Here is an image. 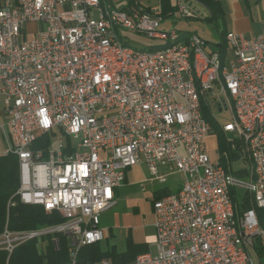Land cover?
<instances>
[{
	"label": "built area",
	"instance_id": "built-area-1",
	"mask_svg": "<svg viewBox=\"0 0 264 264\" xmlns=\"http://www.w3.org/2000/svg\"><path fill=\"white\" fill-rule=\"evenodd\" d=\"M192 2L176 0L167 17L161 0L112 6L122 28L160 40L179 32L163 30L165 19L198 17ZM29 24L43 27L31 32ZM227 34L232 59L225 64H217L218 49L208 52L203 38H193L207 99L221 85L217 67H226L250 130L242 137L231 120L224 124L234 135L229 153L246 161L237 167L233 159V180H224L221 154L213 157L203 146L211 129L199 116L185 43L168 52L129 53L113 43L96 0H0L1 154L17 155L20 176L9 204L43 206L65 219L35 230L6 226L0 235L6 264L21 244L56 233L68 236L71 264H77L83 247L104 240L101 217L115 207V189L138 164L161 182L175 173L185 180L177 192L154 200L155 241L133 264H264V225L246 205L248 168H255V198L264 211V30L251 38ZM219 94L222 111L230 103ZM46 134L60 137L55 145L33 148ZM247 140H254L258 164L244 152ZM229 189L239 194L245 247L234 240ZM245 249H255L256 263L246 262Z\"/></svg>",
	"mask_w": 264,
	"mask_h": 264
},
{
	"label": "trees",
	"instance_id": "trees-1",
	"mask_svg": "<svg viewBox=\"0 0 264 264\" xmlns=\"http://www.w3.org/2000/svg\"><path fill=\"white\" fill-rule=\"evenodd\" d=\"M203 4L210 11L208 20L210 22H223V13L221 11L218 0H196ZM103 3L104 0H102ZM133 0H121L116 6L122 9H127L131 6ZM112 4V1H111ZM162 14L166 17L169 13L175 12V7L171 0H161ZM189 33V32H185ZM223 42L219 44L220 50L223 54L227 51V32L222 33ZM166 45H161L156 48H164ZM154 48V47H153ZM203 114L210 125L212 131H217L222 138L226 139L219 150L229 151V142H227L226 133L223 131L221 125L215 122L214 115H211V107L203 99ZM214 120V121H213ZM223 139V140H224ZM52 143L51 135H44L37 139L33 148H47ZM237 156V152H231L230 160L233 161ZM224 164L227 160L224 159ZM225 164V165H226ZM20 187L19 176V160L15 154H0V235L5 230L6 226L12 231L35 230L41 227L53 226L64 222L63 216L59 212H47L43 206L27 205L21 202H16L10 205V200H15V193ZM235 189L232 190L233 201L238 210L241 208L239 203V195L236 194ZM249 195L246 198V205L248 207H255L253 202H249ZM258 213L260 223L264 225V211L255 207ZM57 242L51 238V235L44 236L48 243L44 247L38 246V240L41 238H34L20 246H18L11 255L9 264H66L70 262V253L68 245V236L62 233H56ZM141 248L132 242H129L128 249L123 253L103 251L100 243L92 244L83 247L77 255V264H97L102 259H111L113 264H129L135 260L137 255L148 251L140 250ZM8 253L0 250V264H6Z\"/></svg>",
	"mask_w": 264,
	"mask_h": 264
},
{
	"label": "crops",
	"instance_id": "crops-1",
	"mask_svg": "<svg viewBox=\"0 0 264 264\" xmlns=\"http://www.w3.org/2000/svg\"><path fill=\"white\" fill-rule=\"evenodd\" d=\"M218 1L223 13L222 23L224 24V31L243 33L247 37L251 38L264 30V0ZM207 15L208 20L210 15ZM222 42L223 39L214 45V49L208 52L220 49L219 44ZM207 45L208 41H206V46ZM4 119L5 117L1 112L0 120ZM3 148V142H0V154L3 151ZM245 162L246 161L241 158L239 159L236 156L237 167H243ZM136 168H139V170H136ZM159 173L167 174V169L160 167ZM171 175L173 174L167 176V180L165 182H161L152 177L150 172L147 171L146 166L143 164H138L134 166V168L132 167L127 171L124 183L115 189V207L110 211L105 212L101 217V227L105 232V238L100 242V247L103 251L123 253L128 249L129 242L139 246L141 248L140 250L149 249L151 246L150 243L155 241V217L153 213V202L155 199L171 192L170 187H166L164 185L168 182ZM184 180L185 176L183 175L182 183ZM136 183L141 186L140 191L143 192L146 191L147 186V191L151 195L152 220L150 225L154 232L149 234H145L143 231L145 226H143L142 220L144 217L139 213V209L137 207H133V214H130V209L126 208L128 206L126 201L133 199L132 186ZM150 183L153 185L151 188H148V184ZM123 200L125 201V206L121 205V201Z\"/></svg>",
	"mask_w": 264,
	"mask_h": 264
},
{
	"label": "bare ground",
	"instance_id": "bare-ground-1",
	"mask_svg": "<svg viewBox=\"0 0 264 264\" xmlns=\"http://www.w3.org/2000/svg\"><path fill=\"white\" fill-rule=\"evenodd\" d=\"M97 4L99 5V11L102 16V19L106 21V30L112 37L113 43L117 49L126 50L129 53H160V52H168L170 50L175 49L180 43H185V50L187 52L185 56V67L187 70V74L189 80L192 84L193 93L196 96L197 102V109L199 112V116L203 117V119L208 122L203 114V99L209 104V100L207 99L206 88L203 83V75L199 74V68L197 61V45H195L193 34H187L182 32H175L170 37L162 39L164 40V48H156L150 47V49H137L129 45L127 41H123L119 34H117L118 28H122L121 23H117V16L113 9L112 4L108 5L103 3L102 0H96ZM227 51L230 50L231 52V42L229 40V35L227 34ZM226 53L223 54L221 50H218L217 54V64H225L226 60ZM216 81L219 82L220 93L224 95L225 100L227 103H230L228 110L231 113V121L235 125V132L238 135H242V137H250V130L246 129L244 123H242V114L238 108V102L236 100V93L234 88L231 86L230 77L227 75L226 67H217L216 72ZM223 131L227 134L228 131L226 130L225 125L222 126ZM244 152L248 154V160L250 164H258V154L255 151L254 147V140H247L244 143ZM231 153H225L224 159L227 160V164L223 165V177L224 180H233V170L234 164L230 160ZM257 176H258V169L255 168H248V184H250V191L248 193L249 202H253L257 207L261 208L258 204V201L255 198V194H259V187L257 185ZM233 189H229V202H230V211L233 217V225H234V240H236V244L238 247H245L246 246V235L245 230L243 229V225L241 222L243 220V210L237 209L234 201H233ZM237 191V189H235ZM238 194V193H236ZM255 206V207H256ZM248 207V206H247ZM255 207H248L250 212L254 214L256 217V221L258 225H262L260 223L258 213ZM262 209V208H261ZM253 254L256 255L255 249H245V257L246 262L248 263H255L253 260Z\"/></svg>",
	"mask_w": 264,
	"mask_h": 264
},
{
	"label": "rangeland",
	"instance_id": "rangeland-1",
	"mask_svg": "<svg viewBox=\"0 0 264 264\" xmlns=\"http://www.w3.org/2000/svg\"><path fill=\"white\" fill-rule=\"evenodd\" d=\"M111 1L114 5H117L120 2V0H104V2L108 5L111 4ZM171 2L175 3L176 0H171ZM192 5L200 12L197 18H181L174 15L172 17L165 19L161 25V28L166 31L177 30L182 33L189 32L187 34L196 33L201 38L208 41V45L206 46V48L207 51H211L212 49L215 48L214 45L223 39L222 32L224 31V24L222 23L221 20H218L216 22L217 25L215 22H209L207 20V16H208L207 14L209 15L211 14L208 8L205 7L203 4H200L198 2H192ZM42 27H43L42 24L27 25V29L31 32L35 29H40ZM117 34H119L120 38L123 41H127L130 46L135 47L137 49H150V47H158L164 44V40L162 39L159 40V39L151 38L146 36L145 34L136 33L125 28H118ZM32 37H34V35L28 36L27 39H30ZM231 59H232L231 52L230 50H228V52L226 53V60L227 62H230ZM219 93H220V89L216 87L213 92L208 93V100L211 106V115H214L215 122L218 125L222 126L226 122H228L229 119L231 120L232 117L230 111L228 110V107L225 106L222 111L218 110L217 107L218 102L221 101L220 98L221 95ZM58 136L60 137V134H58ZM58 136L52 137V145H55L57 143ZM226 138H227L226 143L228 144L229 141L233 140L234 135L232 133H227ZM223 139L224 138H222V136L219 133H217V131H212V133H210L204 139L203 146L205 150H207L213 157H216L218 154H221V159H223L224 154L227 152L229 153V151L227 150L225 151L219 150L220 146L226 141V139L224 140ZM136 170H139V168H136ZM182 180H183V174L175 173L169 177L168 182L164 185L166 187H170L171 192L174 193L181 188L183 184ZM137 184L138 183L132 186L133 199H129V201L128 200L126 201V203L128 204L126 208L130 209V214H133V207H137L139 209V213L144 217V219L142 220V224L143 226H145L143 231L145 234H149L154 232L153 228L150 225V222L152 220V211H151L152 202L150 200L151 195L147 191V186H146V191L143 192L140 191L141 186ZM152 185H153L152 183L148 184V188H151ZM121 205L125 206L124 200L121 201ZM47 235H51L52 239L56 238L55 234H47ZM43 237L44 236H42V238L38 240V246L41 248L48 243L47 242L48 240L45 239L46 237L45 238ZM253 260L256 263L257 258L255 254H253ZM66 264H71V259L70 262ZM129 264H133V262Z\"/></svg>",
	"mask_w": 264,
	"mask_h": 264
}]
</instances>
